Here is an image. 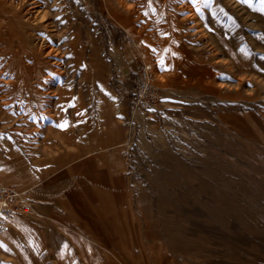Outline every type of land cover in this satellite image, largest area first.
Listing matches in <instances>:
<instances>
[{
    "label": "rangeland",
    "instance_id": "374dc122",
    "mask_svg": "<svg viewBox=\"0 0 264 264\" xmlns=\"http://www.w3.org/2000/svg\"><path fill=\"white\" fill-rule=\"evenodd\" d=\"M20 1L0 0V25L35 47ZM38 1L62 74L30 103L9 87L13 117L0 98V184L18 199L0 264H264V0Z\"/></svg>",
    "mask_w": 264,
    "mask_h": 264
},
{
    "label": "bare ground",
    "instance_id": "6f19581e",
    "mask_svg": "<svg viewBox=\"0 0 264 264\" xmlns=\"http://www.w3.org/2000/svg\"><path fill=\"white\" fill-rule=\"evenodd\" d=\"M39 2L40 1H38V0H21L20 3L16 2V3H18L16 6V9H17L16 15H18V17L22 20L19 23V28L22 29V28L28 27V29L33 32L32 42L34 43L35 47H33V45L28 40L29 35H28V32H26V30H24L23 36L21 35L22 33H20L21 38H17L16 36L14 38V35L13 34L11 35L10 32H7V31L3 32L4 27H2L0 25V59H2L1 60L2 62H0V77L4 73L3 70H9V73H10L9 78L10 77L12 78V79H8V80H5L4 78H0V86H3V87H0V93H1L0 98H2V101L1 100L0 101L2 103L1 104L2 106H9L10 105L12 107L11 109L9 108V110L6 112L7 115H8V112H10L9 115L12 117L14 115L18 114L19 107L15 108L14 103L12 101V98L11 99L9 98V97H11L10 95H12L9 91H7V89L8 90L11 89V88L9 89V87L12 86V87H14L15 90L17 88H24L26 90L25 93L27 96L25 94L24 95H25L27 101H29V103H30V99L32 96L34 97V95H35L34 91L36 89H38V91H41L42 87H44V89H48V90H46L47 93H46V91H43V90H42L43 92L42 91L41 92L48 94V96H50V97L53 94H55L54 89H51L52 86H50V85L48 87L43 86L44 83L41 81L42 76H45L47 72L50 74H52V72H57V74L59 73V75L61 73L59 71V69L57 68V66H60L61 60H59L60 58L58 56L53 57L55 55V52H56V50H54V49L57 48V47L53 46V42L55 40H57V38L59 37V34L57 32L58 30L55 28L54 24H52L51 21H47V18L45 19L47 14H46V12H44L42 9L39 8V7H41ZM123 2L124 1H122L121 3H123ZM185 5H189V4H185ZM183 6H184V4H183ZM185 7H189V6H185ZM131 9H134V8H131ZM131 9H130V11H131ZM125 10H126V8H125ZM127 10H128V7H127ZM188 16H189V14H188ZM17 20H18V18H17ZM129 26H130V24L127 25V27H129ZM18 34H19V32H18ZM147 39H142V40L140 39L139 41H141V43L146 47L147 52L149 53L150 50H155L156 46H154L153 43H150L149 40H147ZM28 41H29L30 45L28 44ZM157 48H159V49H157L158 51H157V61L156 62H158V63L162 62L163 64H165V63L167 64L168 61H166L167 59L165 57V53L167 51L165 48V42H163L162 45H160V47L158 46ZM56 54H58V53H56ZM40 56H43L42 58H44V56H45V60L43 59L44 64L42 66L47 65V66H45V67H47L46 69H48V70H46V72H44L45 69L43 67L41 68V66H40L41 65V60H40L41 57ZM27 68L33 69L34 71L36 70L35 76L34 77L32 76L33 79L35 80L34 83L36 84L35 86L32 85L33 87L28 85L29 79L27 77H29V73L27 72ZM153 71L155 73V69H153ZM44 97H45V95L42 96L40 94V96L38 97V100L41 101L42 99H44ZM50 97H48V98H50ZM50 102H51V100H50ZM32 105H33V103H32ZM42 105L43 104H39V107ZM28 107L29 106L27 105V108ZM3 108H1V109H3ZM42 108L44 109V112H45L48 109V106H44ZM24 109H26V107ZM38 110H40V108ZM35 111H36V109H35ZM22 116H24V115H22ZM16 214L17 213H14L9 218V221H8L9 225H11V220L13 219V217ZM4 232H6V231H4ZM4 232H1L0 234H2Z\"/></svg>",
    "mask_w": 264,
    "mask_h": 264
},
{
    "label": "built area",
    "instance_id": "2783aa9c",
    "mask_svg": "<svg viewBox=\"0 0 264 264\" xmlns=\"http://www.w3.org/2000/svg\"><path fill=\"white\" fill-rule=\"evenodd\" d=\"M131 103L133 106L145 109L155 100L156 90L153 83V66L150 63L139 65L131 77ZM18 209V199L14 189L6 184H0V231L8 225L9 218Z\"/></svg>",
    "mask_w": 264,
    "mask_h": 264
}]
</instances>
